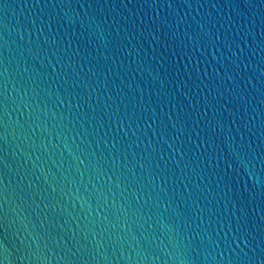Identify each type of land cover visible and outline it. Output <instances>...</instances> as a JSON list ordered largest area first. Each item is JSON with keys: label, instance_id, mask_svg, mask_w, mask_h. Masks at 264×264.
<instances>
[{"label": "water", "instance_id": "obj_1", "mask_svg": "<svg viewBox=\"0 0 264 264\" xmlns=\"http://www.w3.org/2000/svg\"><path fill=\"white\" fill-rule=\"evenodd\" d=\"M0 264H264V0H0Z\"/></svg>", "mask_w": 264, "mask_h": 264}]
</instances>
